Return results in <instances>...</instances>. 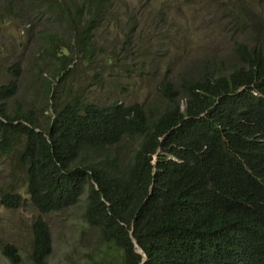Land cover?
<instances>
[{
	"label": "trees",
	"instance_id": "1",
	"mask_svg": "<svg viewBox=\"0 0 264 264\" xmlns=\"http://www.w3.org/2000/svg\"><path fill=\"white\" fill-rule=\"evenodd\" d=\"M117 2L4 0L0 7V23L39 36L29 80L17 82L24 70L14 62L6 67L11 79L0 82V160L23 142L27 196L11 183L0 205L28 203L37 212L31 263L46 264L52 254L42 215L80 206L104 246L102 261L264 264V45L236 42L234 63L205 60L177 83L162 79V104L101 105L83 91L64 94L76 59L102 71L94 35ZM2 253L21 264L14 245Z\"/></svg>",
	"mask_w": 264,
	"mask_h": 264
},
{
	"label": "rangeland",
	"instance_id": "2",
	"mask_svg": "<svg viewBox=\"0 0 264 264\" xmlns=\"http://www.w3.org/2000/svg\"><path fill=\"white\" fill-rule=\"evenodd\" d=\"M116 8V15L109 16L94 35L102 71L76 59L64 94L69 89L72 94L83 91L87 101L101 105L114 101L162 104L158 93L162 79L177 83L179 75L190 74L205 60L234 63L236 42L264 45V0H118ZM37 41L38 34L28 33L22 24L0 23V82L11 79L6 67L14 62H20L24 70L17 82L23 85L29 80ZM21 151L23 142L17 140L12 152L1 158L0 191L12 183L15 191L27 197ZM36 216L28 203L18 209L0 205V264H10L2 253L6 244L17 248L21 264H32L31 223ZM42 218L52 240L46 264H117L113 258L102 261L104 246L96 230L82 220L80 206Z\"/></svg>",
	"mask_w": 264,
	"mask_h": 264
},
{
	"label": "water",
	"instance_id": "3",
	"mask_svg": "<svg viewBox=\"0 0 264 264\" xmlns=\"http://www.w3.org/2000/svg\"><path fill=\"white\" fill-rule=\"evenodd\" d=\"M138 252L140 253V250L138 249Z\"/></svg>",
	"mask_w": 264,
	"mask_h": 264
},
{
	"label": "clouds",
	"instance_id": "4",
	"mask_svg": "<svg viewBox=\"0 0 264 264\" xmlns=\"http://www.w3.org/2000/svg\"><path fill=\"white\" fill-rule=\"evenodd\" d=\"M143 257H144V255H143Z\"/></svg>",
	"mask_w": 264,
	"mask_h": 264
}]
</instances>
